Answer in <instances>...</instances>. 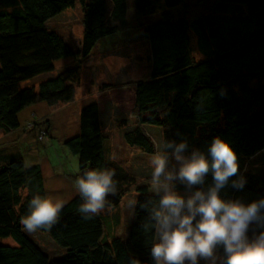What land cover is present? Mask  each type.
Returning <instances> with one entry per match:
<instances>
[{"label":"trees","instance_id":"trees-1","mask_svg":"<svg viewBox=\"0 0 264 264\" xmlns=\"http://www.w3.org/2000/svg\"><path fill=\"white\" fill-rule=\"evenodd\" d=\"M129 1L0 0V127L5 132L20 128L19 114L28 106L74 99V86L63 74L46 78L37 87L22 84L53 72L58 60L90 56L101 41L127 30ZM131 1L140 16L151 13L157 2L167 11L144 29L151 68L149 77L135 84L134 110L140 125L124 134L128 145L155 153L145 126L162 128L163 143L186 139L189 153L194 148L206 153L219 135L237 153L238 172L246 178L240 190L231 187L237 178L231 177L221 190L222 198H239L245 204L264 198V174L247 169L249 159L264 152V0H216L210 14L193 21L172 13L181 0ZM77 5L84 26L80 51L48 25ZM192 35L204 55L198 60L192 54ZM106 138L100 106L93 101L81 109L79 129L64 144L79 159V176L87 170H114L117 192L106 197L105 207H116L126 194H136L128 237L106 239L105 218L100 213L85 218L79 212L84 203L79 194L63 206L50 230L39 228L63 249L61 256L52 257L20 223L34 196L47 198L42 166L27 165L17 154L1 155L0 264H130L131 259L154 264L150 256L154 226L142 207L154 199L151 176L114 168ZM211 183L209 173L204 187ZM177 188L184 192L182 185ZM254 228L250 226L249 238ZM8 238L15 244L5 243Z\"/></svg>","mask_w":264,"mask_h":264},{"label":"rangeland","instance_id":"rangeland-1","mask_svg":"<svg viewBox=\"0 0 264 264\" xmlns=\"http://www.w3.org/2000/svg\"><path fill=\"white\" fill-rule=\"evenodd\" d=\"M215 1L181 0L180 6L171 11L176 17H186L193 21L210 14ZM129 5L130 27L127 30L101 41L90 56L58 60L53 72L22 84L23 87L33 84L37 87L46 78L63 74L68 78L67 83L75 89L71 102L55 105L36 103L20 112L21 126L18 130L5 132L0 127V157L12 153L14 156H22L27 165L40 164L47 198L61 202L63 206L79 195L74 184L79 176V159L64 142L78 131L80 111L85 105L96 101L100 106L107 135L108 158L114 168L151 176L150 158L157 150L163 151V130L160 127L145 126L156 147L153 154L129 146L124 134L140 125L134 110L135 84L150 75V46L144 36V29L160 19L161 13L167 11V8L162 2H157L151 13L140 16L131 0ZM82 21L83 11L77 5L52 18L48 25L57 30L75 51H80L84 35ZM191 41L193 56L197 60L203 58L194 35ZM255 84V81L250 83L251 86ZM247 169L264 174V152L249 159ZM23 194H26L25 190ZM132 202H136V194L128 193L118 206H108L100 212L105 218L106 239L128 237L134 217L135 204L131 206ZM27 233L52 257L63 254V249L47 232L37 229ZM11 240L8 238L4 242L15 244ZM198 264L206 262L200 260Z\"/></svg>","mask_w":264,"mask_h":264},{"label":"clouds","instance_id":"clouds-1","mask_svg":"<svg viewBox=\"0 0 264 264\" xmlns=\"http://www.w3.org/2000/svg\"><path fill=\"white\" fill-rule=\"evenodd\" d=\"M162 147L163 151L157 150L150 158L154 199L142 205L154 226L150 248L154 264H198L200 260L206 264H264V198L245 204L239 198L221 196L233 176L237 177L231 180L234 189L242 190L246 184L231 144L217 135L206 153L199 148L189 153L186 139L179 143L167 140ZM209 173L212 183L205 188ZM114 176V170L93 169L76 178L75 187L84 201L79 212L85 218L99 214L105 209L106 197L116 194ZM177 185L184 187L183 193ZM62 208L61 202L36 195L20 223L29 233L50 230ZM130 264L139 261L131 259Z\"/></svg>","mask_w":264,"mask_h":264}]
</instances>
